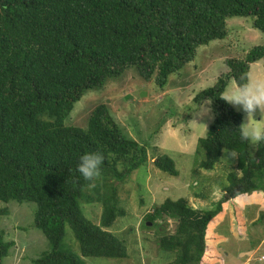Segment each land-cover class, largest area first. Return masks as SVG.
<instances>
[{"label":"trees","instance_id":"16d2710c","mask_svg":"<svg viewBox=\"0 0 264 264\" xmlns=\"http://www.w3.org/2000/svg\"><path fill=\"white\" fill-rule=\"evenodd\" d=\"M236 16L253 17V26L264 34V0H0V200L36 203L33 226L47 237L49 249L30 264H83L63 245L67 226L82 256H127L125 244L104 228L126 213L120 185L148 162L147 146L124 134L105 104L94 108L87 129L65 120L86 91L130 68L163 88L195 59L200 46L225 39L227 19ZM260 60L264 63V44L228 58V71L193 98L213 113L199 139L205 152L200 167L214 169L228 150L236 152L234 171L211 209L199 210L179 198L147 213L144 226L177 222L173 233L157 238L162 250L174 253L169 264L214 260L213 228L229 202L235 221L243 224L237 201L264 189V144L240 140L236 128L243 114L220 98L230 81L237 84ZM93 151L101 152L104 162L90 186L76 168L79 157ZM153 165L178 175L169 156H156ZM82 201L102 202L100 225L83 214ZM15 245L0 231V264Z\"/></svg>","mask_w":264,"mask_h":264},{"label":"rangeland","instance_id":"374dc122","mask_svg":"<svg viewBox=\"0 0 264 264\" xmlns=\"http://www.w3.org/2000/svg\"><path fill=\"white\" fill-rule=\"evenodd\" d=\"M227 28L229 34L225 39L212 40L200 46L195 59L172 74L163 88L152 80L145 82L135 69L130 68L120 78L109 80L105 86L86 91L65 120L67 126L87 129L94 108L105 104L124 134L146 145L149 154L148 162L120 185V205L126 213L118 216L112 226L104 228L125 244L127 256H82L73 231L67 226L63 245L83 264H169L174 253L162 250L157 238L166 232L173 233L177 222L173 219L159 220L155 225L144 226V219L153 205L166 199L186 198L192 207L205 210L213 208L225 195L228 173L234 171L235 158L228 157L225 153L228 150H225L214 169L200 167L205 152L199 145V139L213 123V113L207 104L196 106L193 98L228 71V58L243 57L248 49L264 44V34L253 26L251 16L229 18ZM251 69L264 75L263 61L253 63ZM235 84L230 81L226 89ZM233 107L243 114L245 122L246 114ZM256 116L259 118V112ZM164 155L174 160L178 175H169L153 165L156 156ZM257 193L264 195V189ZM202 200L206 205L200 206ZM253 205L247 208L248 211L242 208L244 223L239 230L230 219L232 204H229L226 215L213 228L217 237L211 243L217 257L201 264H264V258H261L264 256V244L259 245L264 239V210L260 209L259 202ZM35 208L34 202L11 200L5 203L0 200V210L5 209L0 215V231L5 233L6 240L16 243L2 264H30L49 249L47 237L33 226ZM81 209L90 221L100 225L102 202L82 201ZM253 247L256 251L246 263L251 254L242 256L243 251L240 250Z\"/></svg>","mask_w":264,"mask_h":264},{"label":"clouds","instance_id":"9594fccd","mask_svg":"<svg viewBox=\"0 0 264 264\" xmlns=\"http://www.w3.org/2000/svg\"><path fill=\"white\" fill-rule=\"evenodd\" d=\"M220 98L246 114L245 122L236 128L240 140L252 146L264 144V75L249 69L239 77L237 84L225 89ZM225 153L230 158L236 157L235 151ZM103 162L104 155L101 152H88L79 157L76 171L90 182V186H94L101 176Z\"/></svg>","mask_w":264,"mask_h":264},{"label":"crops","instance_id":"0c3cea01","mask_svg":"<svg viewBox=\"0 0 264 264\" xmlns=\"http://www.w3.org/2000/svg\"><path fill=\"white\" fill-rule=\"evenodd\" d=\"M204 200H202L201 202H200V206H202L203 204H205L206 205V203H202ZM258 203L259 202V204L261 205V207H260V209L261 210H264V198L262 197V195L261 194H258V193H256V194H253L252 196H250V197H248V198H240L238 201H237V204H238V208H239V211H240V215H241V217H243L244 216V214H243V211H242V208L243 209H245V210H247L248 211V209L250 208V207H253L254 205H253V203ZM230 204V203H229ZM229 204L227 205V207H229ZM195 206V205H194ZM227 207H226V211H227ZM195 208H199V207H195ZM233 207L231 206V213L229 212V214H231L230 215V219H232V222L238 227V229L239 228H241V226L243 225L242 223L241 224H238V222L237 221H235V217H234V215H233V209H232ZM248 208V209H247ZM200 209H201V207H200ZM246 211V212H247ZM248 213V212H247ZM254 215H255V213H253ZM226 215V213L224 214V216ZM232 217V218H231ZM219 221H220V219H219ZM219 221H218V223L214 226V228L215 227H217V225L219 224ZM243 223H244V220H243ZM235 225H233V229H235L236 227H235ZM240 230V229H239ZM213 232H214V230H213ZM214 234H215V239H216V237H217V234L214 232ZM264 244V239L259 243V245H263ZM259 247V246H258ZM240 251H243V252H241V255L242 256H245V255H250V256H248V259H247V261H246V263L247 262H249L250 260H251V258L253 257V255H254V253H255V251H256V248H249V249H241ZM239 251V252H240Z\"/></svg>","mask_w":264,"mask_h":264},{"label":"built area","instance_id":"2783aa9c","mask_svg":"<svg viewBox=\"0 0 264 264\" xmlns=\"http://www.w3.org/2000/svg\"><path fill=\"white\" fill-rule=\"evenodd\" d=\"M261 258H264V256H261Z\"/></svg>","mask_w":264,"mask_h":264},{"label":"water","instance_id":"95a60500","mask_svg":"<svg viewBox=\"0 0 264 264\" xmlns=\"http://www.w3.org/2000/svg\"><path fill=\"white\" fill-rule=\"evenodd\" d=\"M148 224H151L150 222Z\"/></svg>","mask_w":264,"mask_h":264}]
</instances>
